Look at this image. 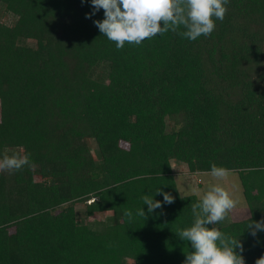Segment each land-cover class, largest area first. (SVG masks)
Masks as SVG:
<instances>
[{
    "label": "trees",
    "instance_id": "16d2710c",
    "mask_svg": "<svg viewBox=\"0 0 264 264\" xmlns=\"http://www.w3.org/2000/svg\"><path fill=\"white\" fill-rule=\"evenodd\" d=\"M226 8L209 36L118 50L94 24L104 10L86 18L91 0H0V159H31L0 172V264H183L176 232L202 197L181 194L177 165L238 172L250 216L215 227L245 264L264 256L248 229L264 218V0ZM158 189L174 203L148 214ZM106 211L113 222L93 221Z\"/></svg>",
    "mask_w": 264,
    "mask_h": 264
},
{
    "label": "clouds",
    "instance_id": "9594fccd",
    "mask_svg": "<svg viewBox=\"0 0 264 264\" xmlns=\"http://www.w3.org/2000/svg\"><path fill=\"white\" fill-rule=\"evenodd\" d=\"M228 3L229 0H91L93 12L86 14V18L103 9L104 19L94 24L110 41L116 42L119 50L125 42L140 45L146 38L162 36L170 30L191 41L201 35L209 36L216 27L213 17L223 21ZM181 26L185 30L178 32ZM26 166L31 167L30 154L4 155L0 159V172L19 171ZM229 172L225 167L211 165V175L215 178L224 179ZM155 194H162L163 201L154 200L153 195L142 197L148 214L164 204L174 203V197L168 192L158 189ZM236 203L229 191L216 184L209 187L200 201L192 204L193 224L176 232L181 240L191 244L192 251L186 254L183 264H245L240 239L227 236L215 227ZM124 215L129 221L133 218L131 210H125ZM136 215L147 219L143 208L137 209ZM248 229L253 236L264 231V218L249 223ZM256 264H264V256L257 259Z\"/></svg>",
    "mask_w": 264,
    "mask_h": 264
},
{
    "label": "rangeland",
    "instance_id": "374dc122",
    "mask_svg": "<svg viewBox=\"0 0 264 264\" xmlns=\"http://www.w3.org/2000/svg\"><path fill=\"white\" fill-rule=\"evenodd\" d=\"M15 20L16 17L11 13H6L3 16V21L8 24L14 23ZM89 142L91 149L95 152V142L93 140H89ZM13 154L23 155L22 152L18 153L11 149L6 150L5 155L11 156ZM175 171L178 188L183 195L196 194L203 197L210 186L218 184L229 191L232 198L237 201L235 207L228 213L225 219L217 222L216 225H222L232 221H240L250 216V209L244 196L243 186L238 172L230 171L226 178L218 179L213 177L211 172L192 174L186 165L175 166ZM80 208H82V206ZM97 219L111 223L113 222V214L108 211L98 213L95 217H93V221Z\"/></svg>",
    "mask_w": 264,
    "mask_h": 264
}]
</instances>
